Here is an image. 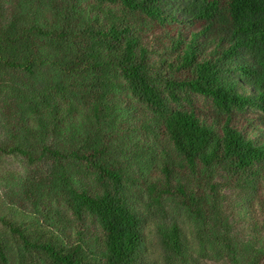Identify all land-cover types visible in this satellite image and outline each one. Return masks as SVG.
Wrapping results in <instances>:
<instances>
[{
    "label": "trees",
    "instance_id": "trees-1",
    "mask_svg": "<svg viewBox=\"0 0 264 264\" xmlns=\"http://www.w3.org/2000/svg\"><path fill=\"white\" fill-rule=\"evenodd\" d=\"M0 188V264H264V0H0Z\"/></svg>",
    "mask_w": 264,
    "mask_h": 264
},
{
    "label": "rangeland",
    "instance_id": "rangeland-1",
    "mask_svg": "<svg viewBox=\"0 0 264 264\" xmlns=\"http://www.w3.org/2000/svg\"><path fill=\"white\" fill-rule=\"evenodd\" d=\"M8 163H11L8 162ZM15 169L19 170L20 169V165L18 163H15ZM4 190H2V188H0V202L2 203L4 201ZM236 198V196H232V199L234 200ZM248 214V213H247ZM243 225L240 226L241 230H244V226H247V218L244 217L242 220ZM183 227L184 230L189 234V239L191 241V244L197 247V241L196 238L193 236V233L191 232V228L189 226V224L183 223ZM153 230V229H152ZM149 247H150V253L152 257H159V255H161V246L159 245V239L156 236V234L153 231H149ZM203 264H215L213 262H206L204 261ZM220 264H226V263H220Z\"/></svg>",
    "mask_w": 264,
    "mask_h": 264
}]
</instances>
